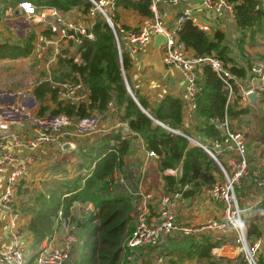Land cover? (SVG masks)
Returning <instances> with one entry per match:
<instances>
[{
  "label": "trees",
  "instance_id": "trees-1",
  "mask_svg": "<svg viewBox=\"0 0 264 264\" xmlns=\"http://www.w3.org/2000/svg\"><path fill=\"white\" fill-rule=\"evenodd\" d=\"M12 1L16 4L20 0ZM29 1L36 6L56 8L64 15L68 10L77 8L80 13L87 16L89 9L93 7L89 0ZM226 1L232 5L234 13V17L230 18L235 24L232 37L229 38L220 29L208 34L198 29L190 21H186L179 32V40L192 54L220 58L234 76L241 78L246 75L253 60L261 54L257 56L255 54V57L251 58L249 62L242 61L241 58L237 60L233 46L244 54L247 53L250 39L258 38L261 28L264 27V0ZM113 2L115 14L110 18L114 25L118 23L116 14L118 7L133 9L138 11L141 16L152 17L149 8L151 0H113ZM223 16L228 17L226 14ZM87 21L92 24L90 30L93 33V39L82 37L77 49L80 53V60L76 61L72 56L59 58L51 77L55 82H62L66 79L82 81L88 88V98L78 106L59 102L57 88L50 81L44 79L37 84L34 90L35 97L41 103L38 115L42 116L45 112H50L52 115L64 114L69 118L79 120L89 117L93 112L100 114L106 111L109 102L113 101L119 119L127 125V133H108L100 138L102 139L101 144L97 143V138L91 146L85 147L84 150L81 147L77 149L76 155L81 159L79 168L83 166L87 172L78 175L74 181H70V179L54 182L56 188L51 190L50 196L46 198L43 193H39L35 202L25 208V211L30 214L27 230L31 237L28 240H32V246L36 247L45 238H50L57 229L56 215L60 208H62L63 214L68 216L69 207L73 202H92L97 210L88 220L93 224L85 225L83 258L78 263L77 260L70 258L67 264H153L149 251L141 252L143 253L141 258L136 255L132 262L126 259V255L132 253L124 243L132 231L130 210L132 212L133 201L131 202L132 197L123 194L125 191L122 186L114 184V168H121L124 165L125 156L133 153L134 147L139 146L136 141H132V138L140 137L143 139L144 149L152 150L157 154L159 170L180 167L178 176H162L164 190H177L186 183H190L192 188L184 193L185 196H189L204 185L211 186L216 182H222L224 177L221 170L207 152L198 145L190 144L187 137L173 133L155 123L154 119L211 147L212 142L222 141L225 137V131L221 127L220 121L223 120L225 114L227 90L208 66L203 68V72L198 78L197 95L192 105H188L184 98L180 99L170 94H166L158 103H152L148 97L131 88L138 103L150 114V117L139 108L126 89L123 77L130 84L128 71L132 66L128 51L122 50L120 60L111 28L99 12H95L94 17ZM123 26L128 29L127 26ZM34 39V32H30L25 39L18 42L6 40L0 42V60L28 56L32 52ZM48 93L50 101L55 105L50 110H48V104L43 105ZM249 106L247 103L242 105L239 95L235 94L226 110L230 121V130L242 132L243 126H249H241L237 123L239 116L241 118L243 114L246 115L251 111ZM185 108H188L187 111H192L194 123H196V119L198 120L196 124L193 123L195 132L189 131L182 125ZM245 137L246 135L243 133L244 140ZM224 156L220 155L219 159L225 166ZM248 161L252 162V158ZM225 168L230 172V167L225 166ZM245 179L242 178L241 184L243 185L236 188L239 200H241L239 195L245 193L250 186V184L243 183ZM45 183L47 182L45 181ZM23 188L24 183L20 180L17 184V196L22 191H24L21 194L23 196L26 192L33 191L28 188L22 190ZM55 192L59 193L58 197H55ZM63 194H65L64 198ZM244 219L246 225H249V237L253 239L261 236L264 239V234L259 230L258 223L246 216ZM188 240L190 245L184 250L163 249L164 255L172 264H182L185 261V263L195 261L196 264L198 260L214 259L211 250L228 242L225 235L217 239L216 233L211 231H205L197 237L188 238ZM263 254L264 244L260 251V260H262ZM240 258L231 264L238 263ZM137 259L140 261L137 262ZM27 264H33V259L29 258Z\"/></svg>",
  "mask_w": 264,
  "mask_h": 264
},
{
  "label": "built area",
  "instance_id": "built-area-1",
  "mask_svg": "<svg viewBox=\"0 0 264 264\" xmlns=\"http://www.w3.org/2000/svg\"><path fill=\"white\" fill-rule=\"evenodd\" d=\"M89 1L93 7L89 9L87 16L78 14L72 17L64 15L56 8L36 6L29 0L16 3L17 12L27 16L36 26L33 49L27 57H31V62L36 63L37 59L39 60L36 65L40 72H43L41 78L50 81L57 88L59 102L78 106L88 98V88L82 81L66 79L55 82L51 74L61 57L72 56L76 61L80 60L77 49L82 37L93 39L90 30L92 24L87 19L93 18L95 12H99L111 28L120 60L122 41L130 44L131 52H136L152 43L156 34H162L165 37V41L160 44L163 64L179 73L184 89L183 98L188 105L195 101L197 81L205 66L217 75L227 90L225 114L220 121L225 137L222 141L210 142L211 147L200 142L198 144L219 165L224 177L222 182H216L205 190L208 198L220 202L219 214L216 217L193 224L180 216L178 209L185 199V191L191 188L189 183L177 190H160L156 193L144 189L143 173L130 159H127L121 168H114V184L122 186L125 193L134 199L131 212L132 231L124 243L132 253H128L126 259L132 262L136 255L141 258V252L149 251L155 264H172L163 253L166 246L175 244L180 239L188 240L205 231H211L216 233V238L220 239L225 235L226 239H231L241 257L236 264H264V254L260 260L264 239L261 236L253 239L249 237L244 219L246 209L236 194V188L241 186V179L248 173L246 144L241 131L230 130L226 112L235 94L239 95L242 103H249L247 96L250 92L261 95L258 102L264 101V52L253 60L246 75L238 78L220 58L195 55L185 49L179 40V32L186 21H190L202 31L210 32L209 26L199 21L190 8L183 7L171 26H167L163 21L160 3L178 8L182 2L188 3L191 0H151L152 19L130 29L119 23L114 25L111 20L110 16L115 14L113 0ZM201 6L217 14L234 17L232 5L226 0H202ZM262 107L264 110V104ZM35 115L31 117L29 127L10 129L0 125V178L4 177L0 182V209L5 215L3 229L6 234V242L0 245V264H27V260L32 257L34 264H67L77 244V237L71 227V216H65L60 208L56 215V226L63 232L60 241H55L52 235L36 247L28 245V234L23 230V216L16 203L17 184L20 180L27 182L30 179L35 165L39 162L40 150L56 149L53 155L58 158L64 146L71 144V139L83 132L81 126L86 127V124L89 126L90 123L88 118L81 120L84 124L80 121L75 123L64 114L49 117L45 122L44 119L35 118ZM45 123L47 124L44 125ZM68 125L73 129H67ZM170 130L179 133L177 130ZM220 155H225L229 160L230 172L221 163ZM154 157H158L154 151L146 152V160ZM163 173L175 176L176 169L167 168ZM255 184L264 189V177L258 179ZM87 203L89 207L94 206L92 202ZM30 249L32 255H29ZM139 261L137 259V262ZM207 264L220 263L215 261Z\"/></svg>",
  "mask_w": 264,
  "mask_h": 264
},
{
  "label": "crops",
  "instance_id": "crops-1",
  "mask_svg": "<svg viewBox=\"0 0 264 264\" xmlns=\"http://www.w3.org/2000/svg\"><path fill=\"white\" fill-rule=\"evenodd\" d=\"M201 1L202 0H191L188 3L182 2L180 7H178L179 9L177 7L169 5V4L160 3L159 9L161 11L162 19L167 26H171L175 20V17L177 16L178 12L183 7H188L191 9L192 13L199 19V21H201L203 24L209 26L210 32H206V31H204V32L210 34V33H213L214 30L220 29V30L224 31L229 38L232 37L233 32L235 30L234 22L232 20H230V18L223 16V14L222 15L217 14L213 10H207V9L203 8L201 6ZM3 4H4V1L0 0V7H2ZM150 5H151V3H150ZM15 8H16V4H15L14 8L11 10L12 17H5L4 19L6 21H8L10 24H12V26L14 25L16 27H14V29H11V30L9 29V31H6V30L2 31L1 27H0V42H2L4 40H6L8 42H18L20 40L25 39V37L27 36V33L29 31V28H31L33 30V32L35 31V28H36L35 24L33 25V23L30 22V19L27 18V16H24L20 11L18 13ZM149 8H150V6H149ZM150 11H151V8H150ZM78 14H82V13H80V11H78L77 8H73L71 10H68V12L65 13L66 16H70V17L77 16ZM116 14H117V22L121 25L127 26L128 29L137 28V27L141 26L145 20L152 19V17L148 18L147 16H141L139 14V12L136 10L125 9V8H121V7L117 8ZM152 16H153V12H152ZM24 24H26L27 26H25ZM5 32H7V34ZM1 33H3V35ZM34 34L36 35V33H34ZM8 36H10V38ZM153 41H152V43H150L151 46H149L150 45L149 44L148 46L145 47V48H147V50L141 51V49H139L136 52H131L130 51V44L128 42L123 41L124 46L122 45V50L128 51L129 56H130L131 61H132L131 69L128 71L130 84L125 78L127 85L130 88V90H131V88H133L139 94L148 97L150 102H152V103H158L166 94L174 95V96L182 99L183 95H184V89H183V86L181 84L182 80L180 78V75L176 70H174L170 67H167L163 64L162 51H161L160 47L158 49L154 48ZM259 51L263 52L264 46H262V49ZM1 61L3 63H5V65H9L13 62H18L19 64H22V68L24 71H26V75H27V76L24 75L25 81L27 80L28 83H29V77H28L27 73H29V72L34 73V74H30L31 77L35 76V77L39 78L38 81L35 83V86H37V83L40 80H42V78H41L42 74H41L40 70H38V69L35 70L36 66H38V65H36L35 62H31V57L24 56V57H18L15 59L5 58V59H1ZM39 75H40V77H39ZM35 88L36 87L33 88V94H34ZM28 89L30 92L32 87H29ZM7 92L12 93V94H9ZM131 92H132V90H131ZM3 95H7V96L5 99L4 98L1 99L0 102L8 101L12 105L13 99L15 101L16 95H18V94H13V92H11L9 90H7V91L0 90V96H3ZM134 97H135V95H134ZM258 98L261 99L260 94L258 95ZM45 99H46V101L43 102V105L48 104V107H49L48 110L55 107L54 103L50 101L49 93L46 94ZM239 100H240V97H239ZM15 103H16L17 107L14 106V109L10 108L7 111H5L3 109H6L8 107L5 108V105H0L1 122H3V125H5L4 127L8 126L11 122H15L18 124L16 128L25 127V126L29 127L31 124V117L35 114L38 115L41 103H39V101L35 97V95L33 98L27 97L23 102L21 100V102L17 101ZM27 103L28 104L30 103V105L31 106L33 105V107H31L29 109L23 107ZM240 103L242 105H246V103H242L241 100H240ZM259 103L260 102H258L256 106H253L252 104L247 103V105H250L249 107L251 108L252 114L256 113L257 109L259 108ZM0 104H2V103H0ZM5 104H8V103H5ZM114 108H116V106H114ZM187 110H188V108H185V110H184L185 113H184L182 125L187 127L189 131L195 132L193 130L194 129L193 123H194L195 119L193 118L192 111H187ZM24 111H27L28 113L27 112L24 113ZM106 111H104V112H106ZM251 111L249 113H251ZM104 112H102V113H104ZM112 112L113 111H110V114H112ZM48 113L50 115H47V116H50V117H52V116L58 117L61 115V114L52 115L50 112H48ZM48 113H46V114H48ZM115 113L116 112L114 111V114ZM146 113L148 116H150V114L147 111H146ZM24 115H26V116H24ZM242 116H244V118L246 117L245 123H248L249 119H248L247 114L246 115L243 114ZM20 118H22L21 122H20ZM93 118H94V123L97 124V121L99 119V115L94 116ZM115 118L111 119V121L113 120V122L109 123V125L105 126V124H102V127H100V128L104 129V132L106 133L108 127H113L114 129H117L121 126V128H120L121 133H127L126 123L122 122L119 119V117H115ZM253 118H255V119H253ZM253 118H252V120L250 119L251 121L249 122V124H245V125H249V126H243L242 132L246 135V138L247 137L252 138V136L254 134L258 133L259 128H263V125L260 126V124H259V121H258L259 118H256V117H253ZM27 119H28V121L25 123V121ZM154 120H155V123L161 125L162 127L168 129L169 131H171L170 130L171 128L167 127L166 125H164L161 122L159 123V121H157L156 119H154ZM3 125H1V126H3ZM173 130H176V129H173ZM177 131H179V130H177ZM249 132H250V135H248ZM90 133H91L90 131H87V132L83 131V132L78 133V135L74 136L71 139V144H66L64 146V150H63V152H61L59 154L58 158H55L53 155V152H55L56 149L47 148V149L40 150L39 162H37V164L35 165V167L32 171V176H30V179L27 182L23 181L24 188L22 190H25L28 188L29 190H33V191L38 190L39 191L43 187L47 186V184H52V182L53 183L57 182V181L60 182V181L66 180V179L70 180L71 177L73 176V174L71 172V167H69L70 163H74V165H75L74 170H73L74 172H77V171H79V173H84L85 171L87 172L85 167L82 166L79 168V164L81 163V159L79 156L76 155V151L80 147L82 148V150H84V148H85V147H83V145H81V143H83V140H81L82 138H86L85 142H84L85 143L84 145L86 147L88 145H92L95 142V140L97 139L96 136L92 137L90 135L94 134V133H91V134ZM176 134H181L187 138L190 137L188 135L183 134L181 131H179V133H176ZM190 138H192V137H190ZM257 140L258 139L256 138L255 142ZM196 141H198V140H196ZM136 142L139 146L134 147L133 153H130L129 155L125 156V161L127 159H130L132 161V163L135 165V167H136L137 162L139 161L138 158H143L144 160H146V152H147L144 149V146H143V143L141 140H139V141L136 140ZM191 142H193V141H191ZM193 143H195V142H193ZM194 145H198V144L195 143ZM257 157L259 158V154L257 155ZM156 158L157 157L147 159V162H149L148 166H147V173L145 174V175H147V180H144L142 185L144 186V189L151 191V192L153 191V192L158 193V192H160V190L165 189L164 188V182L162 180V176L165 175V173H163L164 170H162V171L159 170L158 161ZM224 161L226 164L225 166L229 167L230 162L226 156H224ZM91 166H92V164H91ZM217 166L219 167L218 164H217ZM179 168L180 167L172 168V169H176V175L175 176L179 175ZM252 169H256L258 171L259 179L264 177V162L262 160H259V161L256 159L252 160ZM248 171H249V168H248ZM145 175H144V178H145ZM168 175H170V174H168ZM247 175H248V173H247ZM247 175H245L243 178H246ZM170 176H174V175H170ZM0 180H1L0 182H2V180H4V177L2 176L0 178ZM45 181L47 183H45ZM242 185L243 184H241V186ZM208 187H209V185H204V186H202V188L200 190L199 189L195 190L196 192H194L192 195L185 196V199L183 200L182 205L178 209V212L188 222H191L193 224H198L200 222L205 221L206 219H208L210 217H216L219 214L220 202L213 200L212 198H208L209 196L206 195V193H205V190ZM191 188H192V185H191ZM23 192L24 191H22V193H19L18 196L16 197V203H17L19 210H21V213L23 216V230L25 231L26 234H28L30 232L27 230V222L30 218V214L25 211L26 206H25L24 202L22 200H20V198L23 197V195H21V194H23ZM123 194H126L127 196L132 197L131 195H129L125 192ZM64 196H65V194L62 195L63 198H64ZM239 197L241 199L240 200L241 205L243 206L244 209H246V212L244 213V215L248 219H250V220L253 219V221L255 223H258L259 230L262 232V234H264V219H261V217H260V214L264 211V189L257 187L256 184L253 183V184H250L249 188L245 191V193L240 194ZM73 203H76V202H73ZM4 222H5V215H4L3 211L0 209V245L4 244L6 242L5 241L6 234H5L4 229H3ZM61 231H62L61 229L57 228L53 233L52 237L57 242H59L60 239L62 238L63 232H61ZM58 233H61V235H58ZM217 239H219V238H217ZM227 240H228L227 243L218 245L211 250L212 256L220 264H231V263H234L239 258L237 248L231 242L230 238H228ZM185 242L188 244V246L190 245L189 240H186ZM182 245L183 244H182L181 239H180L175 244H172L170 246H166L165 248H169L170 250H180L182 248ZM225 254H228V255H225ZM214 259L209 258V259L198 260L196 264H207L208 262L212 263L215 261ZM185 262H183V263H185ZM153 264H155L154 261H153ZM185 264H195V261L187 262Z\"/></svg>",
  "mask_w": 264,
  "mask_h": 264
},
{
  "label": "rangeland",
  "instance_id": "rangeland-1",
  "mask_svg": "<svg viewBox=\"0 0 264 264\" xmlns=\"http://www.w3.org/2000/svg\"><path fill=\"white\" fill-rule=\"evenodd\" d=\"M2 1H4V4L2 5V7H0V27H1L2 31H4V30L9 31V29L10 30L14 29V27H16V26H14V25L12 26V24H10L4 18L5 17H12L11 10L14 8L15 3H13L12 0H2ZM24 25L27 26L26 24H24ZM30 32L31 33L33 32V30L31 28H29L27 36L30 34ZM5 33L7 34V32H5ZM1 34L3 35V33H1ZM8 37L10 38V36H8ZM263 41H264V27L261 28V32L258 35V38L256 40L250 39V41L248 42L249 45H247V48H248L247 53L242 54V52H240L236 47L233 46L235 53H236L235 57L237 58V60H240L239 58H241L242 61L247 60L249 62L251 58L255 57V54L257 56V55H260L264 52L263 51L260 53V51H259L262 49V46H264ZM122 45L124 46L123 41H122ZM149 46H151V44ZM142 50L143 51L147 50V48H145V47L141 48V51ZM162 50H163V48H162ZM252 53H254V54H252ZM38 63H39V60L37 59L36 64H38ZM37 69L40 70V68L38 66H37ZM27 74L29 77V83L27 82V80L25 81L24 75H26V71L23 70L22 64H19L18 62H13L9 65H5V63H3L0 60V90H4V91L9 90V91L13 92V94H18V95H16L15 101L13 99L12 105L8 101L0 102V103H2L0 105H5V108L8 107V108L3 109V110L7 111L10 108L14 109V106L17 107L15 102H17V101L21 102V100L23 102L27 97H32V98L34 97L33 88L36 87L35 83L38 81L39 78L35 77V76L31 77L30 74H34L32 72H29ZM39 77H40V75H39ZM29 87H32L30 92L28 89ZM7 93H9V92H7ZM9 94H12V93H9ZM6 96L7 95L0 96V100L3 98L5 99ZM5 103H8V104H5ZM109 103L110 104L108 105L106 112L100 113V114L93 112V113H91V115L89 117H86V118H88L87 121L90 123L89 126L87 124H86V127L81 126V129L83 131H86V132L90 131L91 133H94V134L90 133L91 134L90 136H92V137L96 136V138H98L97 143H100V144L102 143V139H100V138H103V136H105L106 134H108V133H121V131H120L121 126L117 129H114L113 127H108L106 133L104 132V129L100 128V127H102V124H105V126L109 125V123L113 122V120L111 121V119L118 117L117 113L114 114V111L116 112V108H114L115 105H114L113 101L109 102ZM263 104H264V101L261 100L259 103V107L262 106ZM23 107L29 109V108H31V105H30V103L29 104L27 103ZM110 111H113L112 112L113 115L110 114ZM26 112L27 111H24V113H26ZM46 113L47 112H45L44 115H42V116H39V115L36 116L35 115V118H37V119L42 118V119H44L45 122H47L50 119L49 118L50 116H47V115H50V114L49 113L46 114ZM98 115H99V119L97 121V124H95L93 117L98 116ZM24 116H26V115H24ZM247 116H248L249 122L252 120L253 117L259 118L258 119L259 124H260V126L263 125V128H259L258 133L254 134L252 136V138H249V137L246 138L245 137L246 156L248 157L249 160L252 158V160L256 159L258 161L262 160L264 162V110L261 108H258L256 113L252 114V111H251V113H248ZM86 118H83V119H86ZM238 118H237L238 125L242 126V125L246 124L245 123L246 117L244 118V116H242L240 118V116H239ZM21 119L22 118H20V122H21ZM71 119L75 123H77L78 121H80L82 124L85 123L84 121H81L82 119H79V120L77 118H71ZM253 119H255V118H253ZM27 121H28V119L25 121V123ZM197 122H198V120L196 119V123ZM249 122H248V124H249ZM196 123H194V124H196ZM0 124L3 125V122H1V116H0ZM46 124L47 123H45L44 125H46ZM17 125H18L17 123L11 122L6 127L10 128V129H15L17 127ZM3 126H5V125H3ZM66 128L67 129H73V127L70 125L66 126ZM248 135H250V132L248 133ZM256 138L258 139L257 140L258 142L257 141L255 142ZM85 139L86 138L81 139V140H83V143H81V145H83V147H86L84 145ZM187 139L189 140L190 144H192V145L195 144V143L191 142V140L189 138H187ZM136 140H142V142H143V139L140 137L139 138H132L133 142ZM88 146H91V145H88ZM258 154H259V158L257 157ZM138 159H139V161L137 162L136 165L138 166V168H140V171H142V173H143V180L142 181L147 180V175H145V174L147 173V166H148L149 162H147V160H144L143 158H138ZM249 162H250V166H249L248 175H247V177L243 183L253 184V183H256L258 181L259 173L256 169H252V162L251 161H249ZM69 167H71V172L73 174L70 181H74L75 180L74 178H77L78 175L86 173V171L84 173H79V171L74 172L73 171L74 167H75L74 163H70ZM144 175H145V178H144ZM67 180L68 179H66L64 181H67ZM55 188H56V184H54V183L48 184L47 186L43 187L39 191L34 190L32 192H26L24 194V196L20 198V200H22L24 202L26 207L31 206L32 203L35 202V199L39 197L38 196L39 193H43L44 196L47 198V196H50L51 190H54ZM54 195H55V197H58L59 193L55 192ZM133 200L134 199L132 197L131 202ZM96 210L97 209L95 208V206L89 207L87 202L72 203L69 207V211H70L69 215L71 216V218H70L71 227L73 228V232L75 233V235L77 237V246H76V249L73 251L75 253H73L71 258L73 260H77L76 261L77 263L83 258L84 249L82 246H83V242H84L85 237H86L85 225L88 224V226H90L93 224V223L89 222L88 220L92 217L93 214L96 213ZM130 213H131V210H130ZM260 217H261V219H264V211L260 214ZM58 235H61V233H58ZM29 237H31L30 233H28V236L26 238H29ZM185 241H186V239H184V238L181 239V242L183 244L182 248H181L182 250H184L185 248L188 247V244ZM26 242L28 245L32 246V240H27ZM31 252L32 251L30 249L29 255L31 254ZM225 255H228V254H225ZM32 259H33V257H32ZM33 264H34V261H33Z\"/></svg>",
  "mask_w": 264,
  "mask_h": 264
},
{
  "label": "water",
  "instance_id": "water-1",
  "mask_svg": "<svg viewBox=\"0 0 264 264\" xmlns=\"http://www.w3.org/2000/svg\"><path fill=\"white\" fill-rule=\"evenodd\" d=\"M164 41H165V37L162 34H156L155 37H154V41H153L154 48L155 49H158L160 47V44L162 42H164ZM123 78H124L125 86H126V89H127L128 93L130 94V96L132 97V99L136 102V104L139 106V108L145 114H147L146 111L140 106V104L138 103V101L134 97L133 93L131 92L130 88L128 87L127 82L125 80V77H123ZM247 97H248V101H249L250 104H252L253 106H256L257 105V103H258V96H257V94L255 92H250ZM188 138L191 141L195 142L196 144H199V142L196 141L195 139L190 138V137H188Z\"/></svg>",
  "mask_w": 264,
  "mask_h": 264
}]
</instances>
